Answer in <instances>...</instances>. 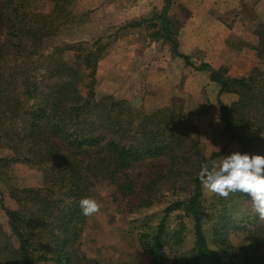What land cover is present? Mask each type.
<instances>
[{"label":"trees","instance_id":"1","mask_svg":"<svg viewBox=\"0 0 264 264\" xmlns=\"http://www.w3.org/2000/svg\"><path fill=\"white\" fill-rule=\"evenodd\" d=\"M48 1L50 10L36 6V0H0V144L12 150L13 159L42 167L46 184L43 191L22 190L28 195L18 199L21 210L5 208L17 243L0 228L5 242L0 264H99L81 248L89 217L82 214L80 200L93 198L100 181L109 182L113 199L134 208L154 205L165 184L170 190L164 193L160 220L143 221L137 230L149 264H165V248L178 254L175 264H264V222L250 212V196L230 194L248 202L236 220L219 196L214 203L219 200L222 207L207 210L199 172L220 153L203 156L198 129L182 105L144 112L111 94L97 97L96 66L105 43H65L46 51L44 39L54 34L74 0ZM163 2L160 12L130 26L146 22L151 39L168 40L186 64L209 71L219 85L221 118L230 138L239 143L241 154L264 156V22L255 29L261 65L233 77L223 66H197L178 50L177 25L167 15L173 0ZM67 51H73V59L65 57ZM225 91L237 94L226 107L219 99ZM137 166L146 167L142 176L135 174ZM212 217L216 220L209 227ZM189 222L190 249L179 252ZM208 229L219 242H210ZM239 233L241 246L228 235Z\"/></svg>","mask_w":264,"mask_h":264},{"label":"rangeland","instance_id":"2","mask_svg":"<svg viewBox=\"0 0 264 264\" xmlns=\"http://www.w3.org/2000/svg\"><path fill=\"white\" fill-rule=\"evenodd\" d=\"M157 1L158 0H74L66 7L67 15L57 24L54 34L52 33L49 37L44 39L45 49L46 51H50L54 46H62L65 43L86 42L90 44L98 39L101 43H105V57L108 53L119 54L121 51L129 49L130 46L135 48L138 47L141 56L138 59H133L134 66L137 67V70L142 66L145 75H147V81L152 83L154 81L151 80L152 75L159 69V63H161V58L164 56L162 47L171 46V44L166 39L154 42L153 38L151 39L148 34L146 22H141V25L138 26L130 25L139 22L140 19L142 20V11H144L146 7L149 8V12L155 10L160 11L161 7H156ZM185 2L186 0H175L167 14L174 25H179L178 28L174 26L178 30L189 17L188 15V17L185 16V10H189ZM35 5L45 10H50L52 7L51 2L48 0H36ZM190 13L189 10L188 14L190 15ZM222 13L227 12L223 11ZM228 14L230 15V12ZM149 18L150 13L148 19ZM178 30L176 33L177 40ZM231 45H233V47L235 46V48H241L242 46L236 37L231 41ZM144 47L145 50L143 51ZM163 48L165 51L169 49L166 47ZM252 50L255 63L251 66L261 65L255 53L254 46ZM73 55V51H67L65 53V57L70 60L73 59ZM120 56L122 57L121 54ZM124 61L126 62L127 60L124 59ZM111 63L109 58H105L96 66L97 82L95 90L97 97L111 94L117 99L129 100L128 102L133 108H137L144 112H151L162 106L174 105V107H178L182 105L183 109L189 114L193 125L198 129L200 150L206 159L210 157L212 152L220 153L214 158L217 162L222 160L224 156L231 155L233 152H240L239 143L230 138V133L225 130L221 118L222 108L217 98L219 85L218 89L214 90L216 95H211V98H209V88L205 85L203 77H199L196 79L195 84L190 87V92H195V96L189 95L190 97H181L176 95L172 98L170 97L169 100L159 99L160 101L157 102H149L150 100L140 102V100L133 99L130 95H124L122 90L117 89L122 84L121 81L117 82L112 92L108 91L111 87L108 77H113L114 73L119 74L120 70L125 69V67L120 64L116 66L117 68H111ZM172 63L178 68V64H181V62H178V64L175 62ZM232 66L235 65L233 64ZM251 66L247 68L245 65H237L238 68L235 66V68L232 69L233 72L237 74L230 75L228 72L227 74L233 77L245 76L251 70ZM181 78L183 77L181 76ZM182 81L183 80H181L180 83L178 81L177 84L181 86L183 83ZM115 89L117 90L115 91ZM157 94L158 96H162L160 92ZM219 99L226 107L237 99V94L233 91H225L220 94ZM13 156V152L9 147L0 144V159H6V161L0 164V228L9 236L11 242L16 244L17 240L12 231L9 217L5 213V208L10 210H21L18 199H23L28 195L22 192V190L36 188L42 190L46 187V184L42 167H38L29 162L26 163L13 159ZM135 169V174L138 172L140 176L146 171V167L137 166ZM138 179L141 178L139 177ZM108 183L109 182L106 181L97 182L94 188L93 199L101 204V210L99 214L89 216L88 218L81 236L82 250L86 253L87 257L96 259L99 264H149V256L139 246L137 230L143 221L151 219L152 223H156L160 220L163 216L162 209L166 205L164 193L170 190H167V185L165 184L157 194V199H155L157 202L154 205L150 207L142 206L134 208L131 207L128 202L113 199ZM185 191L186 190L180 189L179 193L185 194ZM202 194L205 198L204 204L209 212H215L221 208V202H223L224 205L227 206V209H232L231 212L234 220L240 218L242 211L247 208V200L243 201L239 198L232 199V196L229 195L226 199L220 197L222 198V200H220L221 202L218 200L214 203V198L217 197L216 195L207 193L203 188ZM250 212L254 213V210L252 209ZM176 214L177 212H173L170 217L169 223L172 226L175 223L173 217L176 216ZM212 220L215 221L216 218L212 217L208 219L207 225L209 227L212 225ZM257 220L260 221L259 217ZM186 228L187 235L183 247H181L179 252H187L188 249H190L189 247L192 241L191 222L188 223ZM230 232L233 231H229L228 233ZM228 235L232 244L237 246L243 244L244 237L241 233L237 236H233L232 234ZM208 238L212 244L219 242L213 240L210 229H208ZM0 249L2 253L5 251V242L3 238H0ZM164 255L166 256L165 264H175L173 260H175L178 254L170 255L168 249L165 248ZM37 261L40 262V260ZM39 264L48 263L40 262Z\"/></svg>","mask_w":264,"mask_h":264},{"label":"crops","instance_id":"3","mask_svg":"<svg viewBox=\"0 0 264 264\" xmlns=\"http://www.w3.org/2000/svg\"><path fill=\"white\" fill-rule=\"evenodd\" d=\"M174 2L175 0H173L169 10ZM185 3L191 13L178 30V50L189 56L195 65L205 62L215 69L224 66L229 69L227 70L228 74L235 75L237 73L232 70L235 66L245 65L248 68L255 63L252 49L257 43L255 29L259 23L264 22V0H186ZM156 4V7H161V11L164 5L163 0H158ZM160 11L149 12V8L146 7L142 11V19H148L149 13L151 17ZM223 11L227 13H222ZM234 37L238 38L242 44V46L240 45L241 48H235L231 45ZM153 40L155 42L163 39ZM163 47L169 49L165 51ZM163 47L164 56L159 63V69L152 75L151 80H154L152 83L147 81V75H145L142 66L139 70L134 66L133 59H138L141 56L138 47L130 46L129 49H125L119 54L108 53L105 57L103 54L97 65L103 59L109 58L112 62L111 68H117L118 64L125 67V69L120 70V75L114 73L113 77H108L111 86L108 91L112 92L117 82L121 81L122 84L117 89L122 90L124 95H130L140 102L147 100L157 102L169 100L170 97L176 95L181 97L195 96V92H190V87L195 84L197 78L203 77L205 85L209 88V98L211 95H216L214 90L218 89V84L210 80L209 71L193 68V66L186 64L181 57L175 55L171 46ZM124 59L127 61L125 62ZM172 62L177 64L181 62V64H178V68ZM233 64L235 66H232ZM181 80L183 83L180 86L177 82L180 83ZM159 92L162 96H158L157 93Z\"/></svg>","mask_w":264,"mask_h":264},{"label":"clouds","instance_id":"4","mask_svg":"<svg viewBox=\"0 0 264 264\" xmlns=\"http://www.w3.org/2000/svg\"><path fill=\"white\" fill-rule=\"evenodd\" d=\"M202 188L209 194L228 198L240 192L251 197L253 210L264 222V156L233 152L219 162L202 164L199 172ZM82 214L86 217L100 213L101 204L89 197L80 200Z\"/></svg>","mask_w":264,"mask_h":264}]
</instances>
